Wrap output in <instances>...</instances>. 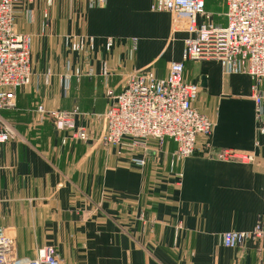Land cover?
I'll use <instances>...</instances> for the list:
<instances>
[{
	"label": "crops",
	"instance_id": "0c3cea01",
	"mask_svg": "<svg viewBox=\"0 0 264 264\" xmlns=\"http://www.w3.org/2000/svg\"><path fill=\"white\" fill-rule=\"evenodd\" d=\"M204 2L211 22L224 26L225 0ZM152 4L107 0L90 8L87 0H51L50 6L32 0L16 6L15 29L32 38V78L16 92V107L0 113L13 131L0 144V227L13 239L17 259L48 247L61 264H264L263 241L234 249L221 244L224 232H248L258 218L264 223V136L256 132L252 81L223 74L217 62H183L186 35L172 36L171 15L151 11ZM74 36L95 39L86 60L95 76L72 79L64 95L65 62L77 63L66 44ZM171 62H183V79L200 90L194 108L214 123L211 156L199 138L195 153L176 168L181 179L169 171L173 142L132 148L125 138L104 146L94 118L107 108L105 91L122 90L125 74L144 70L163 78ZM102 63L111 69L107 79L100 76ZM38 105L77 108L75 125L90 130L91 139L64 144L68 132L39 115ZM222 150L254 161L216 159ZM132 157L146 165L133 166Z\"/></svg>",
	"mask_w": 264,
	"mask_h": 264
},
{
	"label": "built area",
	"instance_id": "2783aa9c",
	"mask_svg": "<svg viewBox=\"0 0 264 264\" xmlns=\"http://www.w3.org/2000/svg\"><path fill=\"white\" fill-rule=\"evenodd\" d=\"M32 0H0V113L16 107V92L30 84L32 78V38L15 29L14 14L18 5ZM107 0H87L90 8H103ZM50 6L51 0H46ZM225 25L211 22V14L205 10L204 0H153L151 11L171 15L172 36L183 33L182 61L214 60L223 74L247 75L251 81V99L254 104L256 132L264 136V0H225ZM47 20V12L43 14ZM71 54L77 63L65 62V73L60 77L64 95L70 90L71 80L82 77L93 78L95 73L88 65V56L94 51L95 39L91 36H74L66 39ZM136 39H132L135 48ZM113 46L108 38L106 50ZM183 62L168 64L167 74L158 78L152 71H134L125 74L119 93L105 91L108 105L104 113L94 118L101 122L98 141L104 146H119L125 138L130 146L137 148L154 140L162 145L170 140L176 146L169 161V171L181 179L176 172L178 164L191 157L199 138H205V155L211 156V137L214 123L200 114L193 106L199 95V86L183 79ZM86 67V69L82 65ZM111 69L102 63L100 76L107 79ZM35 111L49 119L59 132H68V141L87 142L90 130L75 125L77 108L72 111L49 110L38 105ZM13 131L3 125L0 116V144L9 141ZM257 145V143H256ZM213 157V156H212ZM219 160L237 159L252 163L251 155H240L222 150L214 156ZM130 163L142 168L143 158L132 157ZM181 226L176 227L177 233ZM248 241L264 242V223L258 218L248 232L228 231L221 235V244L228 249L242 246ZM0 264H61L52 248L42 249L34 258L17 259L14 256V241L0 227Z\"/></svg>",
	"mask_w": 264,
	"mask_h": 264
},
{
	"label": "rangeland",
	"instance_id": "374dc122",
	"mask_svg": "<svg viewBox=\"0 0 264 264\" xmlns=\"http://www.w3.org/2000/svg\"><path fill=\"white\" fill-rule=\"evenodd\" d=\"M208 61H210V62H212V63H213V62H216V61H214V60H208Z\"/></svg>",
	"mask_w": 264,
	"mask_h": 264
}]
</instances>
